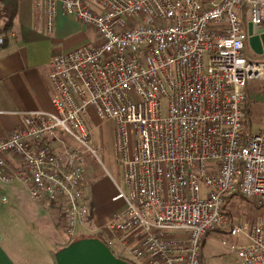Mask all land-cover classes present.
Listing matches in <instances>:
<instances>
[{
	"label": "built area",
	"instance_id": "obj_1",
	"mask_svg": "<svg viewBox=\"0 0 264 264\" xmlns=\"http://www.w3.org/2000/svg\"><path fill=\"white\" fill-rule=\"evenodd\" d=\"M32 3L48 33L60 9L96 41L51 59V110L26 113L0 139V183L59 208L69 243L87 229L84 156L102 164L92 107L113 125L111 158L127 190L117 187L122 205L102 228L110 248L133 264H201L202 239L221 230L247 240L232 246L235 264H264V215L248 232L220 209L232 196L264 208V132L244 122L246 86L264 81V61L243 54L246 24L264 29V0Z\"/></svg>",
	"mask_w": 264,
	"mask_h": 264
},
{
	"label": "crops",
	"instance_id": "obj_2",
	"mask_svg": "<svg viewBox=\"0 0 264 264\" xmlns=\"http://www.w3.org/2000/svg\"><path fill=\"white\" fill-rule=\"evenodd\" d=\"M17 2L18 11L15 25L12 30L1 34L4 37V43L0 47V139L10 134L26 113L51 110V91L48 81L49 63L58 54L74 49L68 46L62 47L57 43V40L73 35L75 40H78L74 45L78 43L87 45L96 41L93 30L82 26L72 16L64 15L60 9L56 14L54 32L52 29L53 35H50L45 29L42 11L33 5L32 0H17ZM90 30L94 35V42L91 43L87 42V34ZM104 156L107 165L115 166L110 158L111 153H105ZM16 164L13 162V166H17ZM99 171L95 167L86 169L85 178L89 184L87 185L89 192L86 194V198L90 204L92 202L93 206L94 200H99L101 196L99 194L104 193L105 197L107 194L112 200L117 192L115 187L107 186L108 182L99 185L100 182L97 181V177L101 174ZM110 178L115 183L114 176L110 174ZM0 201L3 204L10 203L7 211H11L15 206L24 213L28 212L36 223L44 226L53 237L50 245L52 247L48 248V251L43 250L42 245H39V238L34 239L30 250L25 242L24 245L22 244L23 240H27V243L31 241L26 238L29 231L23 232L18 238L9 230L2 231L5 229L0 226V264H55L54 254L68 244L66 237L62 240L59 236V234H63V217L60 209L31 201L27 189L15 180L10 184L0 183ZM113 202H118L114 210L103 216L95 213V218H93L94 211L92 210V214L90 213V205L89 215L91 217H89V221H94L95 226H99L100 230L111 214L122 205L121 201ZM22 227L26 228L27 226L23 223ZM81 234L82 232L76 234L75 239ZM245 243H247L246 238L241 236L233 244ZM115 247L117 248L116 245ZM231 249L232 247L230 254L233 256V264H235V256L231 253Z\"/></svg>",
	"mask_w": 264,
	"mask_h": 264
},
{
	"label": "rangeland",
	"instance_id": "obj_3",
	"mask_svg": "<svg viewBox=\"0 0 264 264\" xmlns=\"http://www.w3.org/2000/svg\"><path fill=\"white\" fill-rule=\"evenodd\" d=\"M55 18L53 21V32L55 27ZM53 32L49 34L53 35ZM87 36V42H94V35L91 30L90 32H88ZM74 37L75 36L71 35L65 38H61L57 40V43L62 45V47L68 46L70 48L82 46V44L80 43L74 45L78 42V40H75ZM243 54L249 61H264V53L262 55H256L248 48L247 45L243 50ZM263 85L264 81L262 80H252L249 81L246 86L247 100L245 103L244 122H246V128L250 133H256L258 131L264 132V97L261 94V89ZM86 113V123L91 129L92 135L91 146L96 150L101 149L100 151H102V153H100L99 151L100 154L98 159L102 164L95 160L92 155L87 154L84 156L85 170L88 167H95L97 170H100L99 172L101 173H99L100 176L97 177V181L100 182L99 185H103L104 183L108 182L109 185L107 184V186H109L110 188L115 187L116 190L117 187H119L123 192L127 193V190L122 183V171L120 166H117L114 161L113 163L115 166L112 167L109 164L107 165L104 158L105 153H113L112 123H102L96 117L95 111L92 107H88ZM110 174L114 176L115 183L111 180ZM87 185L89 184H86V187ZM86 187L84 190L85 197H87L86 194H88L89 192V186L87 188ZM99 195H101L99 200H94V206L92 205V202L91 204L90 202H88L89 210L91 205L90 213L92 214V210L94 211L93 218H95V213H98L99 215L103 216L105 214L110 213L118 205V202H113L111 200V197H108L107 194L106 197L104 193ZM9 206V202L7 204H3L0 201V226L5 229L2 231L5 232L9 230L14 233L18 238H20V235L23 232L29 231L27 232L26 238H28V241H31L27 243V240H23V245L25 242V244L28 245V248H30L31 250V244L34 242V239L39 238V245H42L43 250L48 251V248L51 249L52 246L50 245L52 243L53 237L49 233V231L44 226H41L36 223V221L33 219L32 216L29 215L28 212L24 213L23 211L18 209V207L14 206L11 211H7ZM220 209L223 213L228 215L229 222L236 223L237 221H241L242 223L247 224L248 232L250 231L252 225L256 223L258 218L264 215L263 209H256L255 206L250 204V202L240 199L239 196H232L231 198L225 200L221 205ZM23 223L26 224V228L22 227ZM103 231V229L100 230L99 226H95L94 221L90 220L87 229H75L76 234L82 232V234L78 236L76 240L78 238H92L94 236L101 235V238H103L105 242H107L109 237L106 238L107 234L105 231ZM55 236L57 237L56 234ZM59 236L60 239H65V235L59 234ZM204 237V241L202 239L203 243L201 244L200 248L201 264H233V256L230 254V248L232 246H236V244L234 245L233 243L236 242L237 238H240L239 236H237L235 239V237L229 236V234L225 231L214 230L207 233ZM118 247L116 248L114 246V249H109L111 250V252L113 251L112 253L115 256H118V258L125 257L126 259V255H122L119 251L120 247Z\"/></svg>",
	"mask_w": 264,
	"mask_h": 264
},
{
	"label": "water",
	"instance_id": "obj_4",
	"mask_svg": "<svg viewBox=\"0 0 264 264\" xmlns=\"http://www.w3.org/2000/svg\"><path fill=\"white\" fill-rule=\"evenodd\" d=\"M211 1V0H206ZM247 46L256 55L264 53V29L246 24ZM55 264H131L117 258L97 238L73 240L54 254Z\"/></svg>",
	"mask_w": 264,
	"mask_h": 264
},
{
	"label": "trees",
	"instance_id": "obj_5",
	"mask_svg": "<svg viewBox=\"0 0 264 264\" xmlns=\"http://www.w3.org/2000/svg\"><path fill=\"white\" fill-rule=\"evenodd\" d=\"M17 8H18L17 0H0V35L5 33L6 31L13 29V27L15 25V18H16L17 11H18ZM240 199L250 202V204L255 206L256 209L261 208L264 210V208L257 206L256 203H254L253 201L245 200L241 197H240ZM89 217H91V216L89 215ZM92 238H97L108 246L107 242H105V240L103 238H101V235H97V236H94ZM78 239H80V238H78ZM73 240H76V239L74 238ZM116 257L118 258V256H116ZM120 259H123V260L133 264L131 261H129L125 258H120Z\"/></svg>",
	"mask_w": 264,
	"mask_h": 264
}]
</instances>
